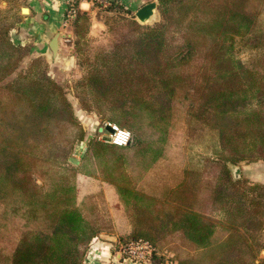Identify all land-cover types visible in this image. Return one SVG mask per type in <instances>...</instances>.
<instances>
[{"label": "trees", "instance_id": "1", "mask_svg": "<svg viewBox=\"0 0 264 264\" xmlns=\"http://www.w3.org/2000/svg\"><path fill=\"white\" fill-rule=\"evenodd\" d=\"M156 2L160 22L109 19L105 42L84 43L79 16L82 74L68 86L50 76L44 56L20 67L29 49L11 39L17 14L0 9V264H81L110 225L99 193L77 199L78 174L112 185L131 236L160 235L170 264H264V184L227 167L264 161V30H255L264 0ZM237 39L257 50L246 62L234 53ZM69 90L103 125L128 130L129 143L90 138L70 162L85 132ZM188 120L216 133L214 156L169 189L139 188L164 157L160 144L180 142ZM152 252L150 262L162 263V251Z\"/></svg>", "mask_w": 264, "mask_h": 264}, {"label": "rangeland", "instance_id": "2", "mask_svg": "<svg viewBox=\"0 0 264 264\" xmlns=\"http://www.w3.org/2000/svg\"><path fill=\"white\" fill-rule=\"evenodd\" d=\"M108 1L109 3L105 6L94 1L89 7L87 4H83L81 8H77L73 17L66 18L64 15L62 20L60 18V24L53 26L50 31L47 29V22H45L46 27L44 30L46 31H43L38 27H31L30 17H26V15L20 12L21 7L34 5V0H0V9L14 12L17 14L16 17H18L10 32L12 41L16 44L25 45L29 49L21 61L20 67L24 68L34 57L44 56L48 64L47 70L50 76L59 84L68 86L82 74L77 64L73 32L74 24L79 16L81 17L78 21L81 27L80 34L84 43L87 42L88 44L99 41L105 42L109 39L110 34L105 24L109 19L120 16L129 17L142 25H152L161 21L156 0ZM149 2H155L156 7L150 19L142 23L133 16L138 8ZM255 25L257 32L264 30V3ZM55 33H60V36L58 48L54 55L47 46V42ZM256 51V49H252V45H249L246 40L237 39L234 42V53L243 62L251 59ZM68 98L71 102L74 115L82 124L85 132L83 141L75 146L68 158L70 161L72 157V161L70 162L73 163V161L79 162L81 160L87 141L90 138H96L105 142L104 134L107 130L104 129V126L108 122H105L103 125L101 119L95 113L83 110L70 90L68 91ZM182 130L183 138L180 142L169 140L160 144L163 146L165 143L164 157L162 160L160 158L155 161L148 168L144 176L148 178L144 182L146 188L143 187V179L140 182L141 186H138L139 188L169 189L171 187L169 185H173L181 179V174L184 173L185 168L200 167L204 164L206 158L214 156L217 147V135L214 131L200 124H195L191 120L185 122ZM234 165L239 169V179L250 183L264 184V161H240ZM227 167L231 173L230 167ZM163 183H166V185L163 186ZM76 192L78 200L86 195H96L99 193V198L104 201L103 220L110 225L107 231L98 233L88 243L81 264H153L150 262L153 252L148 253L144 247H141L138 250L139 253L135 255L142 254L146 258L145 260H135L134 256L131 257L126 253L130 247L136 246V242L150 244L153 248L154 246L158 248L159 252L162 251L164 260L160 264H170V261L175 260L173 252L169 250V247L166 245L167 243H163L160 235L157 236L156 234L157 237L155 236L154 242L131 236L132 226L130 217L124 206L120 203L112 185L97 178L78 174L76 177ZM259 257H264V250L260 252ZM153 259L161 260L159 257Z\"/></svg>", "mask_w": 264, "mask_h": 264}, {"label": "built area", "instance_id": "3", "mask_svg": "<svg viewBox=\"0 0 264 264\" xmlns=\"http://www.w3.org/2000/svg\"><path fill=\"white\" fill-rule=\"evenodd\" d=\"M93 1L98 3V4H102V5H107L109 3L108 0H65V5H66V10H65V16L66 18H70L73 17L75 15V12L77 10V8H81L83 4H87L88 7L90 5L93 4ZM107 125H109L112 128V132L106 131V133L104 134L105 136V141L115 144V145H126L129 143L130 141V132L126 129L120 128L119 126H117L116 124L110 123L108 122ZM135 247H130V249H128V251H126V253L129 254V256L135 258V260L137 259H143L145 260L146 258H144V255H135L138 254V250L141 247H144L145 249H147L148 253H151L153 251V247L150 244L147 243H143L140 244L138 242L135 243Z\"/></svg>", "mask_w": 264, "mask_h": 264}, {"label": "crops", "instance_id": "4", "mask_svg": "<svg viewBox=\"0 0 264 264\" xmlns=\"http://www.w3.org/2000/svg\"><path fill=\"white\" fill-rule=\"evenodd\" d=\"M34 1L35 4L30 7H27L28 11L27 13L24 14L26 15V17H30L31 27L33 26L38 27L43 31H46L44 30V28L46 27L45 22H47V29H49L50 31L51 28H53V26L60 24V21L65 15V10H66L65 0H52L53 3L51 0H34ZM50 40L47 42L48 47Z\"/></svg>", "mask_w": 264, "mask_h": 264}, {"label": "water", "instance_id": "5", "mask_svg": "<svg viewBox=\"0 0 264 264\" xmlns=\"http://www.w3.org/2000/svg\"><path fill=\"white\" fill-rule=\"evenodd\" d=\"M156 7V3L155 2H149L143 6H141L140 8H138L135 11V14L133 17H136L140 22L144 23L147 20L150 19V17L152 16L154 9ZM28 8L27 7H21L20 8V12L25 14L27 13ZM60 33H56L53 35L52 39L49 42V48L51 49L52 53L55 55L57 48H58V39H59ZM104 129L112 132V128L109 125H105ZM70 161H72V157L70 158ZM73 163H78L77 161H73ZM228 166L230 167L231 173L233 178H239L240 174H239V169L237 166H235L232 163H228Z\"/></svg>", "mask_w": 264, "mask_h": 264}]
</instances>
